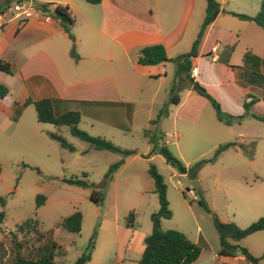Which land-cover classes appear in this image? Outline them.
<instances>
[{
    "label": "rangeland",
    "instance_id": "obj_1",
    "mask_svg": "<svg viewBox=\"0 0 264 264\" xmlns=\"http://www.w3.org/2000/svg\"><path fill=\"white\" fill-rule=\"evenodd\" d=\"M79 1L96 7L85 0ZM205 4V0H201L203 7L199 18L195 19L197 28L205 16ZM78 25H70V31ZM186 47H190V40L184 50ZM207 56L204 55L205 64L201 66L204 73H208L212 63ZM109 66L110 70L115 69L113 64ZM174 67L176 70V65ZM252 70L257 75L260 73L257 68ZM170 73L167 81L170 89L174 87L172 95H184L175 71ZM0 76L9 77L2 71ZM139 85L141 82L118 81L122 95L128 99L140 94ZM203 99L202 109L200 102L189 101L181 110H189V105L197 104V112L202 110L197 122L163 118L164 128H172L170 136H165L156 126L160 145L165 144L177 159L187 162L185 173L168 164L160 154L147 159L96 149L71 134L66 125L39 122L33 104L17 106L10 112L0 109V197L4 199V204L0 203V211L4 213L0 222V264H14L17 253L32 259L52 256L58 262L71 263L85 250L93 232L94 247L88 264H138L135 259L138 247L133 241L129 244L124 228L126 216L132 212L135 229L147 234L152 230L151 215L158 210L159 202L148 172L150 164L155 165L163 178L171 211L170 218H162L161 228L179 230L196 243L200 240L197 245L206 252L220 247L216 221H232L239 228H245L264 216V121H255L253 117L241 121L242 117L231 116L223 110L219 120L210 101L205 96ZM163 107L164 104L159 103L157 111L153 112L154 119ZM77 126L91 136H100L124 149L142 152L149 147L139 131L133 135L112 131L115 137L110 139L107 137L110 135H104L106 129L86 116ZM238 131L245 132V136L234 137ZM51 132L61 135L70 147H62L49 136ZM231 141L245 144L244 149L237 152L235 147L228 148L215 156L221 144ZM200 160L206 161L195 166ZM114 163H118V167L112 177L105 180L108 168ZM64 179L84 180L88 185L68 183ZM177 180L181 185L176 184ZM193 181H198V187L192 185ZM188 186L195 189L197 200L185 195ZM92 188L103 192L101 203L90 200ZM39 195L44 199L37 204ZM75 211L82 215L78 233L57 225ZM28 219L38 222L35 227L39 232L17 230L16 225ZM226 240L245 247L256 257L264 253V229L238 241L230 236H226ZM260 263L264 264V258Z\"/></svg>",
    "mask_w": 264,
    "mask_h": 264
},
{
    "label": "crops",
    "instance_id": "obj_2",
    "mask_svg": "<svg viewBox=\"0 0 264 264\" xmlns=\"http://www.w3.org/2000/svg\"><path fill=\"white\" fill-rule=\"evenodd\" d=\"M35 1L52 3L50 12L56 6H67L74 17L73 25H79L71 31L74 37L71 39L63 32L56 16L44 21L42 11L22 22L8 18L0 28V60L8 63L11 70L5 72L9 77L0 76V84L5 88V94L0 96V109L4 112L31 104L26 102L28 99L50 98L56 113L78 111L81 118L86 116L106 129L104 135H110L107 136L110 139L115 137L112 131L133 135L137 131L143 134L144 129L154 133L159 129L170 136L172 128H164L163 118L199 120L202 110L197 112V104L181 111L189 101L200 102V109L205 106L204 96L200 97L193 87L197 82L216 97L221 110L229 115L242 116L241 121L250 120L252 114L264 116V65L257 62L264 58V27L231 13L255 16L264 0H216L220 10L204 28L196 47L197 54L191 60V68L196 67L195 76L189 73L194 83L180 79V91L184 95L178 94V103L168 104L166 114L154 125L151 124L153 112L157 111L159 103L168 102L170 82L167 80L169 73L176 70L171 62L140 64L139 50L161 44L169 58L189 51L203 21L198 22V28L195 26L203 7L201 0H100L89 4L96 7H88L79 0ZM189 40L190 47L184 50ZM216 43L217 51L211 52ZM204 55L210 56L212 62L208 73L201 67L205 64ZM110 64L115 66L113 71L108 67ZM255 68L260 70L258 75L252 70ZM118 81L141 82L140 94L125 98ZM251 99L254 101L246 114L244 103ZM244 133L238 131L233 135L243 138ZM144 138L149 147L136 151L131 157L151 159L158 154L151 151L152 143ZM159 138L163 140L162 136ZM157 143L160 145L158 140ZM244 146L236 144L235 148H230L237 151ZM182 163L187 165V162ZM194 183L199 185L198 181ZM133 224L132 227L126 225L124 234L130 238L129 244L133 241L138 247L135 256L138 261L147 233L135 229ZM219 250L220 247H215L206 252L201 248L200 255L191 264H252L239 252L228 256L220 255Z\"/></svg>",
    "mask_w": 264,
    "mask_h": 264
},
{
    "label": "trees",
    "instance_id": "obj_3",
    "mask_svg": "<svg viewBox=\"0 0 264 264\" xmlns=\"http://www.w3.org/2000/svg\"><path fill=\"white\" fill-rule=\"evenodd\" d=\"M13 0H0V7L3 8L7 3ZM89 3L96 4L100 0H85ZM205 16L202 21L198 36L192 44V47L189 51L180 54L179 56L169 58L166 54V50L161 44H153L142 47L139 50L138 62L142 65H151L159 64L165 62H173L176 65L175 75L178 79H186L190 84L193 82L190 78L189 73L191 70V60L197 54V44L200 36L202 35L204 28L209 24L218 14L220 7L219 3L216 0H205ZM52 3H42L40 8L46 10L47 6ZM53 13L56 14V17L60 21V25L64 33L68 35L71 39H74L72 32L70 31V25L73 24V17L70 15L67 6H56L53 10ZM233 15L246 20L255 21L258 25L264 27V3H262L259 12L255 16H249L245 14H239L231 12ZM248 56V55H247ZM246 56V57H247ZM259 63L264 65V58L258 59ZM0 71L10 73V66L8 63L0 60ZM174 87L170 89V98L168 102L164 104L162 110H160L156 119L151 121V124L157 123V121L166 114L167 105L172 103L176 104L179 101V95H172ZM199 94L205 96L212 106L218 112V119L221 120V107L217 99H215L205 88L202 86L196 90ZM5 94V88L0 84V96ZM253 98V97H252ZM253 99L246 101L244 103L245 113L247 114ZM27 103L34 105L36 111V118L39 122L51 123L55 125H66L69 127L71 134L79 137L82 140L90 143L94 148L100 150H108L111 152L120 153L124 156L132 155L136 153L135 149H124L118 145L113 144L110 140L102 138L100 136H91L87 132L78 128L77 124L80 121V114L78 111H65L63 113H56L53 109V102L50 98H42L39 100L32 101L28 99ZM257 119L264 121V116L251 115ZM242 117V116H239ZM143 135L148 138L150 143H152L151 151L162 155L165 161L178 170L180 173L186 172V166L177 159L170 150L166 147L165 144L159 145L157 143V135L152 132L151 129H144ZM49 136L58 141L62 147L69 148V143L59 134L51 132ZM236 142H226L221 144L215 151V156H218L222 151L234 147ZM206 160H200L196 163L195 166L201 165ZM118 167V163L112 164L108 171L105 174V180H108L112 177V172ZM150 177L154 182V192L157 194L159 208L156 212L151 215L152 220V230L150 234H147L144 239V249L138 259V264H191L194 262L201 253V248L193 241H191L183 232L175 229H162L161 220L162 218H170L171 211L168 208V200L166 197V185L163 181L161 174L157 171L155 165L150 164L148 169ZM65 182L74 183L82 186H87L88 183L84 180H73V179H64ZM92 186V184H90ZM89 198L94 203H101L103 201L104 195L103 192L99 189L92 188ZM43 196L39 195L37 197V204L43 201ZM0 203L4 204V199L0 197ZM4 218V213L0 211V222ZM82 215L79 211L62 218L57 225L66 229L69 232L78 233L81 227ZM133 215L132 212H129L126 216V225L132 226ZM38 224L37 221L28 219L21 224L16 225V228L19 232L23 231H35L39 230L35 227ZM216 226L220 233V255L234 256L239 252L242 254L250 263L252 264H261L260 260L264 258V253L256 257L252 255L245 247L238 245L237 243H230L226 240V236H230L233 241H238L245 238L246 236L264 229V216H261L256 221L252 222L245 228H239L232 221L223 222L216 221ZM94 234L90 237L85 250L71 263H62L54 260L52 256H42L37 259L26 258L19 253L16 254L14 264H85L91 258V253L94 247Z\"/></svg>",
    "mask_w": 264,
    "mask_h": 264
},
{
    "label": "built area",
    "instance_id": "obj_4",
    "mask_svg": "<svg viewBox=\"0 0 264 264\" xmlns=\"http://www.w3.org/2000/svg\"><path fill=\"white\" fill-rule=\"evenodd\" d=\"M48 5L46 10L40 8V4H34L28 0H13L7 3L3 8L0 9V28L6 24L8 17L19 20L20 22L30 18L37 11H42L44 13L43 20L50 21L54 15L53 12H50V7ZM217 51V43L211 47V52ZM216 58V56H212ZM191 77L196 75V67H192L190 70ZM177 185H181L180 180L176 181ZM193 185V184H192ZM185 195L188 196L191 200H197V195L193 186H188L185 188Z\"/></svg>",
    "mask_w": 264,
    "mask_h": 264
},
{
    "label": "water",
    "instance_id": "obj_5",
    "mask_svg": "<svg viewBox=\"0 0 264 264\" xmlns=\"http://www.w3.org/2000/svg\"><path fill=\"white\" fill-rule=\"evenodd\" d=\"M53 15L56 16L55 13H53ZM193 87H194L195 89H199L200 86H199L197 83H195V84L193 85ZM193 186H194V187H198V184H197V183H194Z\"/></svg>",
    "mask_w": 264,
    "mask_h": 264
}]
</instances>
